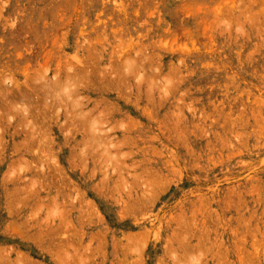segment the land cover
I'll return each instance as SVG.
<instances>
[{"label":"rangeland","instance_id":"374dc122","mask_svg":"<svg viewBox=\"0 0 264 264\" xmlns=\"http://www.w3.org/2000/svg\"><path fill=\"white\" fill-rule=\"evenodd\" d=\"M0 264H264V0H0Z\"/></svg>","mask_w":264,"mask_h":264},{"label":"bare ground","instance_id":"6f19581e","mask_svg":"<svg viewBox=\"0 0 264 264\" xmlns=\"http://www.w3.org/2000/svg\"><path fill=\"white\" fill-rule=\"evenodd\" d=\"M27 111V110H26ZM29 111V110H28Z\"/></svg>","mask_w":264,"mask_h":264}]
</instances>
